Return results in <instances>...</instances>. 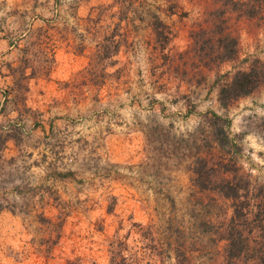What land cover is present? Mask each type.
<instances>
[{"label":"rangeland","instance_id":"374dc122","mask_svg":"<svg viewBox=\"0 0 264 264\" xmlns=\"http://www.w3.org/2000/svg\"><path fill=\"white\" fill-rule=\"evenodd\" d=\"M255 60L264 0H0V264H264Z\"/></svg>","mask_w":264,"mask_h":264},{"label":"trees","instance_id":"16d2710c","mask_svg":"<svg viewBox=\"0 0 264 264\" xmlns=\"http://www.w3.org/2000/svg\"><path fill=\"white\" fill-rule=\"evenodd\" d=\"M264 67V62H261L259 60H255V63L251 65L248 69H238L236 70L232 76L225 80L220 88H219V94L218 98L219 101L223 104H226L229 99L236 98L238 96L244 95L252 91L257 84L260 81V75H259V69ZM218 115V114H215ZM228 123V121H227ZM213 132L215 134V137L219 143L222 142V136L226 137L224 134V131L222 130L221 126H213ZM221 134H223L221 136ZM195 173H196V178L195 182L199 184L202 187H205L206 185H211L208 178V180L203 179L204 174L202 171V168H195ZM218 189L223 191L224 194L226 195H231V196H236L238 194V189L235 187V184L233 183L232 180L225 178L220 180L219 184L217 185ZM264 210V208H263ZM236 211V209H235ZM238 211V210H237ZM241 215L245 216L247 218V215H245V212L241 210ZM263 232L264 234V229H260V232ZM232 245V238L229 240V244ZM233 246V245H232ZM252 248H255V250L260 253L257 255L259 258V261L261 260V263H264V246L263 245H253Z\"/></svg>","mask_w":264,"mask_h":264}]
</instances>
